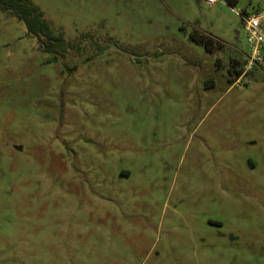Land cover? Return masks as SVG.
<instances>
[{
    "label": "rangeland",
    "instance_id": "374dc122",
    "mask_svg": "<svg viewBox=\"0 0 264 264\" xmlns=\"http://www.w3.org/2000/svg\"><path fill=\"white\" fill-rule=\"evenodd\" d=\"M32 2L79 52L0 12V264H264V0Z\"/></svg>",
    "mask_w": 264,
    "mask_h": 264
},
{
    "label": "trees",
    "instance_id": "16d2710c",
    "mask_svg": "<svg viewBox=\"0 0 264 264\" xmlns=\"http://www.w3.org/2000/svg\"><path fill=\"white\" fill-rule=\"evenodd\" d=\"M225 1L229 5L235 3V0ZM0 12L24 25L26 34L36 39L39 50L49 55L47 63L57 62L68 50L79 52L78 45L66 43L62 32L60 30H54L50 26L41 10L33 4L32 0H0ZM241 14L242 16L248 15L245 12ZM200 42H203L206 47L212 43L210 38L205 37H202ZM234 64L239 63L234 62ZM236 73L237 76L241 75V69Z\"/></svg>",
    "mask_w": 264,
    "mask_h": 264
},
{
    "label": "built area",
    "instance_id": "2783aa9c",
    "mask_svg": "<svg viewBox=\"0 0 264 264\" xmlns=\"http://www.w3.org/2000/svg\"><path fill=\"white\" fill-rule=\"evenodd\" d=\"M208 5H212L216 0H202ZM242 31L246 39L250 54L247 57L245 68H247L254 61L264 62V57L261 58L260 51L264 46V32L260 28L261 15H247L241 16Z\"/></svg>",
    "mask_w": 264,
    "mask_h": 264
}]
</instances>
